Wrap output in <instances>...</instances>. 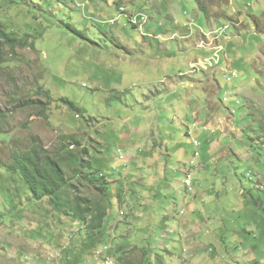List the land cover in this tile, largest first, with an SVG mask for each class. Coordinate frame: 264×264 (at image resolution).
Returning <instances> with one entry per match:
<instances>
[{
	"label": "rangeland",
	"instance_id": "rangeland-1",
	"mask_svg": "<svg viewBox=\"0 0 264 264\" xmlns=\"http://www.w3.org/2000/svg\"><path fill=\"white\" fill-rule=\"evenodd\" d=\"M0 20L35 44L0 40V264L117 263L118 253L142 264L145 247L154 262L165 251V264H264V150L254 142L264 127V0H0ZM184 124L190 137L179 135ZM73 137L101 174L147 185L123 201L112 192L110 229L96 241L7 171L15 153L36 143L55 153ZM67 173L71 200L100 198Z\"/></svg>",
	"mask_w": 264,
	"mask_h": 264
},
{
	"label": "trees",
	"instance_id": "trees-1",
	"mask_svg": "<svg viewBox=\"0 0 264 264\" xmlns=\"http://www.w3.org/2000/svg\"><path fill=\"white\" fill-rule=\"evenodd\" d=\"M30 35L24 36L17 35L12 29L10 30L5 23L0 20V40L4 44L10 46L12 49L18 47H25L31 45L35 48V44L28 40ZM3 52H0V64L3 66L8 61H3ZM204 72V71H203ZM50 96V92H46ZM59 102L63 103L67 109L76 113L79 117H84L86 111L76 105L70 99H61ZM52 102H50L51 104ZM7 120V114L0 110V130L2 131L1 124ZM260 131L261 134L260 135ZM1 138H8L4 133ZM258 147L264 150V127L257 132V137L254 139ZM76 145L79 149L78 152L71 150V146ZM196 148V147H195ZM196 151L195 156H197ZM199 153V152H198ZM200 155V154H199ZM91 152L89 148L84 147L80 140L76 138L66 139L63 138L60 149L51 153L43 149L38 143L35 144V149L30 152H17L14 154L13 162L7 167V171L13 175H19L22 179L25 187L29 189L35 200L43 201L49 200L53 208L61 215L64 213L70 216L75 221H81L89 233L88 236L92 241H96L104 235L105 231L110 229L107 224L110 218L113 217L111 207L112 192L114 196H118L121 200H124L125 188L116 180H111L107 176L101 174L97 169L95 170L94 164L91 161ZM71 170L74 177H82L88 184L97 190L99 199L92 200L88 197L81 196L78 192L74 199H70L67 189L75 187L72 179L68 176L67 171ZM190 173L191 170L187 169ZM192 174V173H191ZM187 175V173H186ZM119 183L118 187L112 185ZM193 185V181H192ZM113 189V191H112ZM131 195H135L136 192L129 191ZM118 195H117V194ZM108 202L106 205L105 202ZM109 204L111 207L109 208ZM109 248L111 252V247ZM161 254H155L157 259L153 261V251L148 248H144V260L142 264H165L164 253L160 250ZM122 253H118L117 264H135L124 257ZM115 260L114 256L111 257ZM116 261V260H115Z\"/></svg>",
	"mask_w": 264,
	"mask_h": 264
},
{
	"label": "crops",
	"instance_id": "crops-1",
	"mask_svg": "<svg viewBox=\"0 0 264 264\" xmlns=\"http://www.w3.org/2000/svg\"><path fill=\"white\" fill-rule=\"evenodd\" d=\"M217 71H218V69H216ZM216 70H214V71H212V74H210L211 76H212V78L210 77H208V80L209 79H216L215 78V75L217 74V71ZM207 75H209V74H207ZM216 81V80H215ZM217 82V81H216ZM201 85H202V82H201ZM190 128L186 125V124H184L182 127H181V130H182V133H179V135H182L183 134V132H184V134L187 136V137H190L191 136V131L189 130ZM203 130H204V128H203ZM148 131H150V130H148ZM146 132V133H143V135H145V137H144V139H145V141H146V143H147V145H149L150 146V148H158V143H159V141H157L156 139H157V135H156V133L154 132V133H152V134H149V132ZM205 131V130H204ZM136 134H138V133H140V129H135V131H134ZM206 132V131H205ZM208 133V132H207ZM125 137H127V136H125ZM163 146H164V144H163ZM181 171L182 172H184L185 174H186V171H187V169H185V168H181ZM119 182L120 183V185L123 187V188H125L126 189V191H127V188H130L129 190L131 191H134V192H136L135 190L136 189H140V190H144V189H147L146 187H147V185H146V183L144 182V181H142V179L141 178H138V179H135L134 177H133V175L132 174H127V175H121L120 173H119V176H118V178L116 179V182Z\"/></svg>",
	"mask_w": 264,
	"mask_h": 264
},
{
	"label": "built area",
	"instance_id": "built-area-1",
	"mask_svg": "<svg viewBox=\"0 0 264 264\" xmlns=\"http://www.w3.org/2000/svg\"><path fill=\"white\" fill-rule=\"evenodd\" d=\"M220 52H223V47H221ZM218 53H219V51H218ZM217 55L218 54H216V56ZM212 60L214 61V70L217 69L216 67H219V68L221 67L222 64L220 65V57H218L217 59L216 58H212ZM229 74H230L229 81L234 79V78H236V77H238L237 72H229ZM210 133L215 134L216 132H210ZM199 145H200L199 142H197V141L194 142V146L195 147H199ZM196 155L198 156V152H197ZM187 172H188V180H187V182L189 183V190L191 192H193V186H192L193 176H192V174L189 171H187ZM102 250H105L106 253H107L109 248L104 247ZM102 264H117V263L113 262L110 256H107L106 260L103 261Z\"/></svg>",
	"mask_w": 264,
	"mask_h": 264
},
{
	"label": "bare ground",
	"instance_id": "bare-ground-1",
	"mask_svg": "<svg viewBox=\"0 0 264 264\" xmlns=\"http://www.w3.org/2000/svg\"><path fill=\"white\" fill-rule=\"evenodd\" d=\"M206 129H208V127H206ZM213 132H215L214 129H213ZM187 177H188V175H187ZM185 186L187 187V185H186V181H185ZM103 253H104V250H101L100 255H102ZM98 258H99V257H98ZM111 259H112V258H111ZM105 260H106V258H105ZM105 260H104V261H105ZM112 261L115 262V260H113V259H112ZM115 263H116V262H115Z\"/></svg>",
	"mask_w": 264,
	"mask_h": 264
},
{
	"label": "clouds",
	"instance_id": "clouds-1",
	"mask_svg": "<svg viewBox=\"0 0 264 264\" xmlns=\"http://www.w3.org/2000/svg\"><path fill=\"white\" fill-rule=\"evenodd\" d=\"M208 133H210V132H208ZM194 144V143H193Z\"/></svg>",
	"mask_w": 264,
	"mask_h": 264
}]
</instances>
